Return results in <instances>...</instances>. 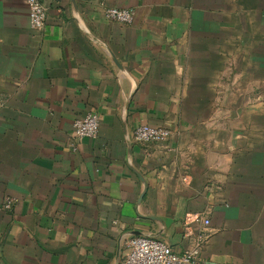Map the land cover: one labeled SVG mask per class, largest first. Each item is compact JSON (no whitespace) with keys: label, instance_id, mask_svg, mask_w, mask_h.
Here are the masks:
<instances>
[{"label":"crops","instance_id":"1","mask_svg":"<svg viewBox=\"0 0 264 264\" xmlns=\"http://www.w3.org/2000/svg\"><path fill=\"white\" fill-rule=\"evenodd\" d=\"M40 1L35 32L0 0V264H120L136 236L182 254L199 235V264H264V0ZM88 112L99 134L78 139ZM141 124L172 135L137 143ZM191 214L210 219L192 238Z\"/></svg>","mask_w":264,"mask_h":264},{"label":"built area","instance_id":"2","mask_svg":"<svg viewBox=\"0 0 264 264\" xmlns=\"http://www.w3.org/2000/svg\"><path fill=\"white\" fill-rule=\"evenodd\" d=\"M26 4L29 10L30 28L35 32L43 30L47 12L40 0H19ZM136 11L133 8H112L104 10L106 19L131 24L135 20ZM74 133L78 139L96 138L100 130V118L96 112H88L78 118L74 124ZM172 130L166 126L141 124L133 131V139L140 144L162 142L170 138ZM12 200L7 199L5 207H11ZM201 221L206 227L210 219L201 214H191L186 222L185 234L192 236L191 222ZM192 238V237H191ZM204 235L193 238V245L184 253L179 254L168 244L147 236H136L129 242V248L120 264H199V256L206 242Z\"/></svg>","mask_w":264,"mask_h":264}]
</instances>
